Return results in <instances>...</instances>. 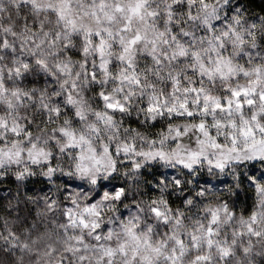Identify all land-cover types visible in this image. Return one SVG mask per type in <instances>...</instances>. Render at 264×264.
<instances>
[{"label":"clouds","instance_id":"9594fccd","mask_svg":"<svg viewBox=\"0 0 264 264\" xmlns=\"http://www.w3.org/2000/svg\"><path fill=\"white\" fill-rule=\"evenodd\" d=\"M0 264H264V0H0Z\"/></svg>","mask_w":264,"mask_h":264}]
</instances>
